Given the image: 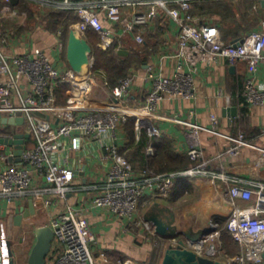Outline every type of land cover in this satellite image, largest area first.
I'll list each match as a JSON object with an SVG mask.
<instances>
[{
    "label": "built area",
    "instance_id": "obj_1",
    "mask_svg": "<svg viewBox=\"0 0 264 264\" xmlns=\"http://www.w3.org/2000/svg\"><path fill=\"white\" fill-rule=\"evenodd\" d=\"M2 1L0 119L15 118L19 114L24 122L22 126L0 122V139L11 140L21 132L29 134L33 143L27 146V139L20 161L0 169V197L7 204H12L31 194L34 202H40L46 208L51 205V196L66 200L82 190L88 195L87 206L76 208L67 203L62 211L50 216L45 226L52 230L53 241L59 250L54 251L52 247L46 264H109L105 251L95 254L93 250L96 236L85 215L93 210L107 212L126 221L130 227L142 226L145 234L160 238L155 226L140 215L141 202L148 196L166 197L180 178L201 177L224 182L216 188V192L224 194V201L231 207L224 229L239 244V252L232 258L221 256V231L216 226L196 241L185 240L181 236L160 240L172 246L182 240L185 248L224 264H260L264 253V184L259 183L253 189L226 177L222 171H210L209 159L200 146L199 125L174 119L184 126L186 155L190 160L187 169L174 173L134 170L131 163L118 153L117 146L107 142L106 137L115 139L117 128L127 121H132L137 130L144 127L150 137H160L153 121L167 118L161 111L164 110V102L190 98L194 91V76L200 66L220 61L231 66L238 63L245 65L243 98L250 106H264V84H258L254 79L263 60L264 19L258 29L233 42H226L212 18L208 20L192 13L193 4L201 0H45L50 7L72 13L76 20L69 24L68 30L73 29L89 44L90 33L96 35L98 41L95 48L100 50L105 51L115 45V53L122 50L129 52V47L125 46L126 38L142 46L146 44V36L154 34L163 38L164 46V28L176 36V50L170 55L173 60L170 75L164 76L157 62L149 58L142 68H131L125 77L108 89L106 83L98 82L92 71L93 48L88 71L77 74L70 67L63 66L66 40L62 29L57 31L60 39L53 48L59 57L57 60L49 51L38 47L30 53L6 56L4 50L14 30L9 26L2 31V25L6 20H20L24 13H15L11 0ZM149 49L152 50V47ZM158 59L164 62V53L158 55ZM139 78L149 83V87L142 96V103L130 106L129 92ZM61 86L66 87L67 96L63 105L58 103ZM99 88L107 93L106 99L105 94L101 98L97 95ZM229 101L230 98L226 97V102ZM209 122L215 134L220 123L218 117L211 113ZM229 141L224 150L228 156L238 155L244 147L254 148L243 134L230 137ZM92 143L98 149L107 151V155L100 159H109L110 165L99 180L82 185L83 178L78 177V173L84 175L82 154ZM254 149L264 160V149ZM69 152L76 154V168L70 165ZM8 158H14L12 152H0L1 163ZM37 177H43L45 184L33 190ZM237 201H243L245 205H238ZM117 264L129 263L118 260Z\"/></svg>",
    "mask_w": 264,
    "mask_h": 264
},
{
    "label": "crops",
    "instance_id": "obj_2",
    "mask_svg": "<svg viewBox=\"0 0 264 264\" xmlns=\"http://www.w3.org/2000/svg\"><path fill=\"white\" fill-rule=\"evenodd\" d=\"M241 1L243 0L237 2ZM1 2L3 3L2 0H0ZM10 5L15 13H24V16L18 21L6 20L2 25V31L8 29L9 26L14 30V33L9 36V45L4 50L6 56L30 53L38 47L44 51H49L52 58L57 60L59 57L53 48L60 39L57 31L59 29L63 30V28L61 26L54 29L48 28V20L49 14L62 10L48 6L45 0H17L15 4L10 2ZM247 11L248 13L244 12L243 14L254 16L258 25L253 29L242 31L239 36L258 29L261 20L264 19V5L261 4V0H247ZM212 22L217 23L214 19H212ZM166 30L167 28H164V46L162 45L163 38L160 37V42L155 47L156 50L152 51L148 57V59L152 58L157 62V67L159 65L164 76L170 75L172 72L173 60L170 55L175 52L177 46L176 36L173 32H166ZM236 38H232L230 41ZM124 41H127L126 43L130 45L134 44L129 38ZM163 53L164 62H160L158 55ZM64 56H62L63 66L66 67L67 62H65ZM230 66L225 61L216 62L210 66H200L194 76L193 95L187 99L164 102L162 107L164 110L161 111L167 115V118L153 121L160 133V137L155 138H163L169 142L173 152L179 157H186L188 163H190L186 155L184 126L175 122L174 119L179 122H191L199 125L201 127L200 146L204 156L209 159L208 169L214 172L222 171L226 177L238 180L239 184L255 189L257 184H264V160L260 159L259 153L254 149H264V106L248 105L243 95L242 101H239V94H234L228 89L227 83L232 80L239 69L243 82L246 76L243 63L234 65L235 70L233 73L229 72ZM254 79L258 84H264V50L263 60L254 74ZM148 87L149 83L143 82L140 78L134 82L129 92L130 106L136 107L142 103V96ZM65 89L58 91V103L61 105L66 102ZM61 91L65 96L63 101L60 99L62 96L60 95ZM226 97L230 98L229 103L226 102ZM232 108H235L236 111L235 115L230 116L226 110ZM211 113L215 114L220 121L215 134L210 129L209 116ZM134 133L135 143L127 152L131 157L133 155V159H130L136 167L141 163L140 159L134 157L138 148L136 143L143 135L146 136L148 140L141 152H144L145 159H148L154 155L152 139L154 137H150L144 127L137 130L134 126ZM238 134H243L244 138L254 148L244 147L236 156L224 154L225 148L230 144L229 138ZM106 138L107 142L110 141L117 146L118 153L125 157L124 154H121V150L128 141L124 124L117 128L115 139L111 136ZM32 143L30 139L26 141L27 146L32 145ZM0 146L4 147H0V152L7 154L14 152L12 146L5 144H0ZM68 155L71 158L70 165L76 168L77 166L74 163L76 154L69 152ZM82 155L84 175L80 174L78 177L83 178L81 180L82 185H88L94 180H99L100 176L108 170L110 160L107 158L100 159L101 156L107 155V151L103 148L98 149L95 143H92L90 148ZM11 163L18 162L8 158L6 162H0V169L6 168ZM136 168L134 170L137 171ZM44 184V178L37 177L34 188H32L33 190L40 189ZM222 184L224 185L223 181L216 180L213 182L209 177L186 179L178 182L166 197H146L140 204V215L145 220L144 216L148 214L149 217L169 225L171 223L170 214H174L177 236H181L185 240L198 238L203 231L216 226L222 232L219 239L221 256L232 258L239 252L240 246L226 232L223 233L225 230L224 223L231 207L224 201V194L220 195L216 192V188ZM51 200V205L45 208L42 207L40 202H34L31 194L21 197L12 204H7L0 197V246L3 241H8L10 249L17 253L18 264L26 262L36 240L34 233L36 228L45 226L50 216L62 211L67 203L76 208L87 206L88 195L85 190H82L68 196L66 200H59L53 196H51ZM30 202H32L34 212L29 213L16 224V216L28 209ZM237 204L245 205V202L237 201ZM141 208L146 209L144 213L141 212ZM190 212L193 213L191 217L188 216ZM85 215L92 232L96 236L93 250L95 254L105 251L107 253L106 260L109 264H117L118 260L126 261L129 264L162 263L167 244L165 245L160 238L151 236L154 238V244H152L142 226L130 227L126 221L107 212L97 210L87 212ZM148 222L152 224L151 221ZM9 235L12 238L7 240L6 236ZM153 246H159L154 257L151 256ZM53 248L54 251L59 250L57 244H54ZM260 264H264V253Z\"/></svg>",
    "mask_w": 264,
    "mask_h": 264
},
{
    "label": "trees",
    "instance_id": "obj_3",
    "mask_svg": "<svg viewBox=\"0 0 264 264\" xmlns=\"http://www.w3.org/2000/svg\"><path fill=\"white\" fill-rule=\"evenodd\" d=\"M2 2L0 3V7ZM192 13L199 17H207L208 20L217 15L219 17V22H217L221 35L224 41L233 42L241 38L240 33L247 29H250L254 23L249 22V15L241 14L238 17V13L235 7L229 0H201L197 1L192 6ZM76 19L70 12L65 11H56L49 14L48 28L54 29L61 26L63 28L64 39H67L68 26L70 22H74ZM93 40L94 43H97L98 38L96 35L90 33L88 36ZM158 35H147L146 44L142 46L135 45L129 50L128 55L123 56L119 53L114 52V47L109 48L108 50L93 49L94 55V66L92 70L96 75L101 77L102 83L107 84V88H112L115 86L119 80L125 77L131 68L140 69L141 66L148 60V57L152 51H155L156 45L160 42V37ZM237 37V38H236ZM232 38H236L233 41ZM90 42V41H89ZM127 42V41H125ZM92 42H90L91 44ZM150 44L152 50L149 49ZM92 45V44H91ZM228 89L232 93L239 94V101H242L243 93V78L240 69L233 76L232 80H229L227 83ZM65 86H61L58 90H64ZM61 91V101L65 96ZM125 131L127 133V143L125 147L121 150V154H124L125 158L131 163L134 169L143 170L147 169L155 174L162 173H174L181 172L187 169L190 165L186 157L177 156L170 145L166 140L159 138H152L154 143V155L145 159L144 152H141L144 144L148 140L145 135L136 143L138 148L134 154L138 160L140 159L141 163L138 166H134L131 162L132 157L127 152L135 143V133H134V124L132 121H127L124 124ZM29 141V140H27ZM131 158V159H130ZM185 178H180L176 181L175 185L178 182L185 181ZM226 232L225 230L223 233ZM227 233V232H226ZM228 234V233H227ZM229 235V234H228ZM230 236V235H229ZM231 238V237H230Z\"/></svg>",
    "mask_w": 264,
    "mask_h": 264
},
{
    "label": "water",
    "instance_id": "obj_4",
    "mask_svg": "<svg viewBox=\"0 0 264 264\" xmlns=\"http://www.w3.org/2000/svg\"><path fill=\"white\" fill-rule=\"evenodd\" d=\"M17 0H11V4H15ZM261 4L264 5V0H261ZM120 55L126 56L128 52L122 50L119 52ZM92 56V47L88 41L81 37L76 31L70 29L67 34L66 39V51L65 59L70 67L75 73L82 74L83 72L88 71L90 67V60ZM235 66L232 65L229 67V72L233 73ZM235 108L228 109L226 112L230 116L235 115ZM0 122L8 125H23V117L18 116L15 118H1ZM29 134H24L21 132L16 133L13 136V139L6 140L0 139V144H5L12 146L14 149L13 156L11 160L19 162L21 155L24 149V143L29 139ZM82 174V173H78ZM154 207V206H152ZM34 212L32 202L29 204V208L26 209L23 213H20L16 216V224H18L23 217L29 215V213ZM171 215V223L169 225L164 224L163 222L156 220L149 215H145L144 218L146 221H151L155 226V232L160 238H171L178 235L174 214ZM193 213H189L188 216L191 217ZM212 230L208 229L201 233L200 237L209 234ZM35 243L30 251V254L24 264H46V258L52 250L53 245V232L47 226H41L35 229ZM189 236V235H188ZM12 237L6 236V239H11ZM199 238V237H198ZM198 238L193 239L196 241ZM17 253L10 249L8 241H3L0 246V264H18L16 258ZM161 264H224L221 261L214 260L208 257L197 254L195 251L185 248L184 242L179 241L178 245L172 246L167 245V248L164 251L163 259Z\"/></svg>",
    "mask_w": 264,
    "mask_h": 264
},
{
    "label": "rangeland",
    "instance_id": "obj_5",
    "mask_svg": "<svg viewBox=\"0 0 264 264\" xmlns=\"http://www.w3.org/2000/svg\"><path fill=\"white\" fill-rule=\"evenodd\" d=\"M232 5H233V6L235 7V9H236V11H237V13H238V17H240L241 14H243L244 12H245V13H246V12L248 13V11H247V0H243V1H241V2H237V3H232ZM205 18H207V17H205ZM211 18L214 19L215 22H219V20H220L219 17H218L217 15H213V17H211ZM211 18H210V19H211ZM203 19H204V18H203ZM207 19H208V18H207ZM255 19H256V18H255L254 16L249 15V19H248L249 22H250V23H254V25L251 26L252 29H253L254 27H257V25H258ZM204 20H205V19H204ZM259 25H260V24H259ZM251 28H250V29H251ZM89 41L92 42V43H91V44H92V48L95 49V45H96V43H94L93 40L90 39V38H89ZM148 45H149V48H150V47H153V46H151L150 44H148ZM125 46H126V47H129L130 50L132 49V47H136L134 44H131V45H130V44H127V43L125 44ZM64 59H65V56H64ZM94 61H95V60H94ZM65 62H66V61H65ZM65 66L67 67L68 64L66 63ZM92 71H93V70H92ZM93 72H94V71H93ZM128 73H129V72H128ZM95 75H96V74H95ZM96 77H97V79H98V82H102L101 79H100L101 77H99L98 75H96ZM97 93H98L97 95H98L99 97H100V96L102 97V95H104V94L106 95V94H107L105 91H103V90L100 89V88H99V90H98ZM101 97H100V98H101ZM106 98H107V95L105 96V99H106ZM140 210H141V212L144 213L146 209H145V208H141ZM220 234H222V232H220ZM147 238L150 240V242H151L152 244H154V238L151 237V235H150V236L148 235ZM54 244H56L55 241H53V245H52V247L54 246ZM152 248H153V251H152V255H151V256L154 257L155 254L157 253V250H158L159 246H153Z\"/></svg>",
    "mask_w": 264,
    "mask_h": 264
}]
</instances>
